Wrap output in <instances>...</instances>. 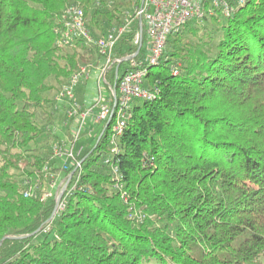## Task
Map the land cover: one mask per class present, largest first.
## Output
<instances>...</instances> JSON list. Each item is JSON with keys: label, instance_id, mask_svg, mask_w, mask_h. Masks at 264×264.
I'll return each instance as SVG.
<instances>
[{"label": "trees", "instance_id": "16d2710c", "mask_svg": "<svg viewBox=\"0 0 264 264\" xmlns=\"http://www.w3.org/2000/svg\"><path fill=\"white\" fill-rule=\"evenodd\" d=\"M140 2L0 0V264H264V0L167 37L147 69L154 97L133 101L112 158L127 201L104 162L114 116L95 124L102 135L82 156L66 209L52 218L53 197L24 195L26 181L48 190L45 167L58 169L54 94L104 60L82 38L65 42L67 11L83 8L92 33L105 35ZM142 27L141 46L137 18L114 49L122 59L107 77L118 97L123 70L148 64Z\"/></svg>", "mask_w": 264, "mask_h": 264}, {"label": "built area", "instance_id": "2783aa9c", "mask_svg": "<svg viewBox=\"0 0 264 264\" xmlns=\"http://www.w3.org/2000/svg\"><path fill=\"white\" fill-rule=\"evenodd\" d=\"M242 1L244 0L235 2L233 0H141L135 6L134 12L128 14V18L124 23L113 26L105 35L92 33L83 8L79 6L70 8L63 21L65 42L82 38L88 44L98 47L104 57L97 76L98 91L95 92L94 102L91 104H88L85 100L83 103L76 100L75 92L78 85L86 84L91 76V68L93 67L91 64L81 66L63 84L57 97L59 104H65L68 109V119L65 120L63 126H68L69 122H72L74 126H72L71 132L69 131V135H67V132L66 134L61 132L59 133L61 134L60 138L52 143V150L50 151H52V158L56 161L58 169L55 171L50 170V164L45 167L51 180V190L39 192L35 190L38 187L33 188L29 185L30 182L26 181L27 187L24 189V195L26 197L35 196L41 201L53 197L55 203L58 202L57 213L66 209L81 177L82 156L86 152V146L80 141L86 120L90 117L94 123L104 122L113 113L115 119L110 136L111 156L107 157L104 162L110 164L112 174L115 177L113 187L121 191L122 197L127 201L128 196L123 192L122 175L119 172L117 163L112 161V158L119 152L118 140L124 132L126 121L131 116L130 108L133 101L154 97V91L146 85L148 65L155 64L161 59L167 37L171 33L179 32L187 22L202 20L205 16L214 13L216 9H219L223 13L222 15L229 16L234 12L237 3H243ZM137 18L140 25L145 26L149 38L148 64L141 66L136 62H132L131 66L123 70L118 87V97L113 85L108 81L107 72L115 61H121L122 58L113 57L114 49ZM102 83L106 85L108 92H103L100 87ZM61 127L62 125L55 127L54 130L61 131ZM73 167L74 169L70 171ZM61 194L62 197L59 200ZM131 212L130 216L132 218L142 220L145 217L141 211L132 209Z\"/></svg>", "mask_w": 264, "mask_h": 264}, {"label": "rangeland", "instance_id": "374dc122", "mask_svg": "<svg viewBox=\"0 0 264 264\" xmlns=\"http://www.w3.org/2000/svg\"><path fill=\"white\" fill-rule=\"evenodd\" d=\"M235 1H237V0H234V2ZM134 10H135V7L133 8L131 13H133ZM206 21L212 22L213 20L207 19ZM147 56H148V54H146V58H147ZM92 66L96 67V65H92ZM94 71H95V69L92 71L91 76L88 79L87 83L84 85L79 84L77 89H76V92H75L76 100L79 101L80 103H83L85 100V99L83 100V96L81 97V95L84 92L87 93L86 98L88 99L87 101L86 100L85 101L88 102V104H91L94 102L95 92L98 91V79L96 78L97 76H95L96 74ZM100 87L103 90V92L108 91V89L104 83H102ZM58 95H59V91L54 94V97L56 98V100H57ZM56 108L60 112V113H58V116H57V120H58L57 126L59 127L62 125V127H61L62 129H61V131H58V133L62 132L64 134H66V132H67V135H69L71 132L72 126H74V124H72V122H69L68 126H63V124L65 123V120L68 119V117H67V110L68 109L65 107V104H62V103L58 104V107H56ZM97 110H98V108H97ZM90 119H91L90 117L87 118L85 126L81 132L82 137H81L80 142L86 146L85 149L91 148L95 144V142L97 141V136L101 135L102 128H103L102 125L95 126L96 123L92 122ZM90 129H92L93 132H90L89 131ZM49 189L51 190L50 182H49L48 190ZM47 229H48V227H47Z\"/></svg>", "mask_w": 264, "mask_h": 264}, {"label": "water", "instance_id": "95a60500", "mask_svg": "<svg viewBox=\"0 0 264 264\" xmlns=\"http://www.w3.org/2000/svg\"><path fill=\"white\" fill-rule=\"evenodd\" d=\"M142 37H143V27H142V25H141V30H140L141 43H140V46H141V44H142ZM138 52H139V49H138V51H137L135 54H137ZM135 54H132V55L126 57V58H127V59L134 58V55H135ZM112 116H113V113H112L111 117L109 118L110 120H111ZM109 123H110V122H108L107 125H108ZM101 135H102V134H101ZM101 135H99V136L101 137ZM64 188H65V187H64ZM64 188H63V189H64ZM64 190H65V189H64ZM61 197H62V194L59 196V200L61 199ZM57 208H58V202L55 204V209H54V212H53V214H52V218L55 216L54 214L57 213ZM3 240H4V239H2V240L0 241V245L2 244Z\"/></svg>", "mask_w": 264, "mask_h": 264}, {"label": "crops", "instance_id": "0c3cea01", "mask_svg": "<svg viewBox=\"0 0 264 264\" xmlns=\"http://www.w3.org/2000/svg\"><path fill=\"white\" fill-rule=\"evenodd\" d=\"M101 65H102V63L100 62L99 64L96 65V67L93 66V67L91 68V73H92V71L95 69V71H94L95 74H96L95 76H98V73H99L98 71H100V67H101ZM96 78H97V77H96ZM107 92H108V91H107ZM82 96H83V100H84V99H85L86 101L88 100V99L86 98V97H87V93H86V92H84V93L81 95V97H82ZM90 120L93 122V119H92V118H91ZM89 131H90V132H93L92 129H90Z\"/></svg>", "mask_w": 264, "mask_h": 264}]
</instances>
